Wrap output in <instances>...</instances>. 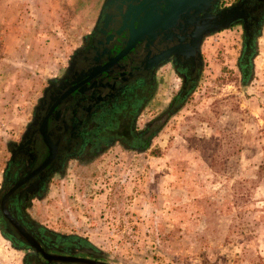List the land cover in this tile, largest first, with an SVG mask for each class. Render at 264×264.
<instances>
[{
    "label": "rangeland",
    "instance_id": "374dc122",
    "mask_svg": "<svg viewBox=\"0 0 264 264\" xmlns=\"http://www.w3.org/2000/svg\"><path fill=\"white\" fill-rule=\"evenodd\" d=\"M100 3L0 0V183L9 142ZM245 40L238 24L205 35L199 79L169 112L179 79H157L135 123L160 116L143 141L70 160L25 214L85 239L90 254L73 255L102 262L264 264V20ZM13 243L0 229V264L32 253Z\"/></svg>",
    "mask_w": 264,
    "mask_h": 264
},
{
    "label": "flooded vegetation",
    "instance_id": "af4514ba",
    "mask_svg": "<svg viewBox=\"0 0 264 264\" xmlns=\"http://www.w3.org/2000/svg\"><path fill=\"white\" fill-rule=\"evenodd\" d=\"M174 2L101 0L81 44L47 82L19 137L9 142L0 200L5 196L7 214L39 244L25 212L51 176L70 160L92 157L109 144L131 147L143 141L160 116L143 130L135 127L136 119L160 77L174 74L179 79L166 112L199 79L205 36L200 38L198 29L200 12L195 22L190 7ZM234 4L243 15L234 24L251 37L264 20V0H219L210 13ZM0 229L13 244L25 243L1 210Z\"/></svg>",
    "mask_w": 264,
    "mask_h": 264
},
{
    "label": "water",
    "instance_id": "95a60500",
    "mask_svg": "<svg viewBox=\"0 0 264 264\" xmlns=\"http://www.w3.org/2000/svg\"><path fill=\"white\" fill-rule=\"evenodd\" d=\"M169 2L171 0H156ZM173 6L178 7H190L194 14L200 12L199 30L201 36L211 34L220 29L226 28L231 24L239 22L243 15L238 8V5L234 4L229 7H224L215 13H210V10L218 3L219 0H173ZM149 5V1H147ZM187 15V14H186ZM191 18V17H188ZM194 21L197 22L194 16ZM245 44H249V35L244 31ZM3 196L0 200V210L6 217L8 222L15 229L17 235L32 249V253H39L47 261H56L60 263H75V264H114L109 262H102L93 258L81 257L73 254H57L47 252L41 245L30 235L26 230L12 217H10L3 207Z\"/></svg>",
    "mask_w": 264,
    "mask_h": 264
},
{
    "label": "trees",
    "instance_id": "16d2710c",
    "mask_svg": "<svg viewBox=\"0 0 264 264\" xmlns=\"http://www.w3.org/2000/svg\"><path fill=\"white\" fill-rule=\"evenodd\" d=\"M245 54L240 55L238 61L242 63ZM247 62H244L242 65L246 66ZM28 222L33 224L37 230L38 239L41 246L48 251H55L58 253H71V254H80L87 253L90 254L92 245L86 242L85 239L72 236V235H62L50 231L43 226L33 222L28 216ZM27 245L24 246L25 247ZM25 264H61L56 261H47L39 253H27L24 257Z\"/></svg>",
    "mask_w": 264,
    "mask_h": 264
}]
</instances>
